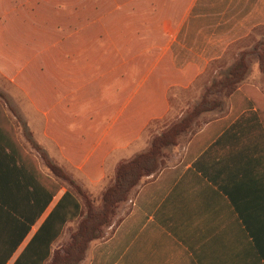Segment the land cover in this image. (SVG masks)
<instances>
[{"label": "crops", "instance_id": "0c3cea01", "mask_svg": "<svg viewBox=\"0 0 264 264\" xmlns=\"http://www.w3.org/2000/svg\"><path fill=\"white\" fill-rule=\"evenodd\" d=\"M68 1L0 0V81L20 89L44 139L94 184L114 151L167 113L171 87H189L232 43L264 26V0L135 7L110 0L106 8ZM132 12L137 22L116 29L114 15ZM3 93L12 92L0 85ZM18 154L4 143L0 118V264H16L63 193L25 235L10 207L18 210L25 195L23 169L34 171ZM176 154L138 188L114 234L90 244L82 264H264V89L252 78L243 83L225 113Z\"/></svg>", "mask_w": 264, "mask_h": 264}, {"label": "trees", "instance_id": "16d2710c", "mask_svg": "<svg viewBox=\"0 0 264 264\" xmlns=\"http://www.w3.org/2000/svg\"><path fill=\"white\" fill-rule=\"evenodd\" d=\"M260 28H264V26L256 27L252 31ZM249 55L257 58L259 69L264 78V42L255 46L251 52L245 54L220 79H212V77L216 69L224 66V58L222 56L211 61L206 67L205 72L200 74L189 86L197 84L202 77H207L206 81L208 85L205 92L193 109L184 118H179L169 128L163 129L161 133L156 135L152 139L148 150L118 165L113 179L100 193L99 205L90 198H87L86 205H84L72 189H65L21 253L16 264H82L90 244L94 241L109 239L114 234L117 226L130 213L129 208L123 217L119 218L113 227H111L110 233L105 237L103 229L112 225V217L115 215L118 205L128 201L131 193L135 196L141 185L156 178L159 172L165 168L163 167V160L161 158L164 155V149L178 146L181 135L188 133L192 126L198 125V121L196 120L202 115L216 111L223 112L221 115L225 113L226 102L228 103L230 96L243 84L249 74V60H247V56ZM189 87H171L167 94L169 105L167 113L161 118L151 120L142 134L151 132L155 125L168 123L169 121L165 120L170 110L172 111L173 109L171 92L174 89H188ZM0 96L3 98V102L0 101V118L2 120L4 143L12 152L19 153L20 160L26 157L29 162H33V176L30 174V170L27 173L23 169L24 173H21L25 186V195L19 199L18 210L13 208V206L12 208L8 206L24 219L21 223L24 226V233L26 235L31 225L37 221L64 187L62 183L44 174L39 169L38 157L27 149L19 137L21 130V125L19 124H22L21 117L15 110L13 111L10 108L14 116L12 117L7 112L3 94ZM177 114L175 113V118H177ZM211 120L213 118L205 121L201 127ZM164 126L167 127L166 124ZM201 127L198 128L200 129ZM31 135V132L26 134L27 140L36 150L42 152L32 140ZM41 157L45 162L47 161L44 152ZM49 166L56 176L63 177L60 168L52 164H49ZM71 183L73 184V182ZM26 203L27 205H25ZM74 221L78 222V226L71 234L70 241L61 249L54 250V244L63 235L66 225Z\"/></svg>", "mask_w": 264, "mask_h": 264}, {"label": "rangeland", "instance_id": "374dc122", "mask_svg": "<svg viewBox=\"0 0 264 264\" xmlns=\"http://www.w3.org/2000/svg\"><path fill=\"white\" fill-rule=\"evenodd\" d=\"M108 1L110 0H83L84 5H89L92 2L97 3L99 6L106 8L108 5ZM116 7H135L139 5H146L141 0H113ZM143 3V4H142ZM69 5H74V0L68 1ZM139 16L136 14L129 13L127 15L122 13H116L114 15V24L116 29L118 27L122 30V24L125 22L127 24H131L133 22H137ZM127 28V27H126ZM130 29V27H128ZM99 34H103L102 32H98ZM105 33V31H104ZM107 33V32H106ZM58 37L57 31L52 30V38ZM264 42V28H260L258 30L251 31L247 36L237 40L232 43L226 50V52L222 55L224 58V66L215 70V73L212 79H220L227 72L231 66L237 63L241 58L244 57L245 54L251 52L255 46ZM38 49L36 48V52ZM53 49V48H52ZM221 56V57H222ZM247 60H249V74L243 83L249 81L251 78L254 81L255 85H258L264 89V78L261 73L258 65V60L254 56H247ZM53 63V62H52ZM53 65V64H52ZM41 66V64H40ZM257 71V74L255 73ZM205 72V70H204ZM203 72V73H204ZM207 77H202L197 84L192 85L188 89H174L171 92V100H172V111L170 110L165 121H169L165 123L167 125L164 126V123L159 125H155L152 128V131L145 132L141 134V136L127 149L124 150H116L114 151L104 166V177L98 182V184L91 183L84 174L80 173L77 169L72 168L68 165L61 157L54 145L48 140L44 139L42 133V121L36 117L32 110L30 109L29 101L26 96L19 90L15 89L12 85L6 82L4 79L0 81V85L6 92H12L11 94L3 93L4 100L13 111L21 117L22 124L20 130V139H22L26 143V147L31 152L34 153L39 160V169L46 175L52 177L54 180L59 181L63 185V189L61 192H64L65 189H72L74 193L79 197L84 205H86L87 198H90L99 205V196L101 191L111 182L115 175V171L118 165L122 162L128 161L132 159L135 155L145 152L150 147L152 139L161 133L163 129L169 128L173 125L174 122H177L179 118H184L189 111L193 109L195 104H197L208 85L206 81ZM205 80V81H203ZM106 95H104V98ZM227 107V102L225 104V110ZM176 108V109H175ZM175 110V111H174ZM224 110V111H225ZM85 111H83V114ZM175 113H178L177 118H175ZM220 111L206 113L199 117L196 121H198V125L192 126V128L188 131V133L182 134L179 139L178 146L169 147L164 149V155L161 157L163 160V167H168L177 156L178 149L183 145L186 140L192 136V133L196 132L201 125L218 115H221ZM91 120H94L93 117L90 116ZM96 122V121H95ZM93 130H97L96 124L93 125ZM194 131V132H192ZM31 132V138L38 145L42 152L36 150L33 145L27 140L26 134ZM21 140V141H22ZM22 141V142H23ZM24 143V144H25ZM46 154L47 161L41 157L42 153ZM49 164L60 168L63 177H58L54 173V171L50 168ZM73 182V184L71 183ZM134 198V194L131 193L130 199L124 203L118 205L116 209L115 215L112 217V225L110 227H104V236L107 237L111 231V227L117 222V220L125 214L126 211L129 210L131 206V201ZM78 226V222H69L63 232V235L59 238V240L54 244V250L61 249L65 244L70 241L71 234L76 230ZM102 240L94 241L99 242ZM92 242V243H94Z\"/></svg>", "mask_w": 264, "mask_h": 264}]
</instances>
